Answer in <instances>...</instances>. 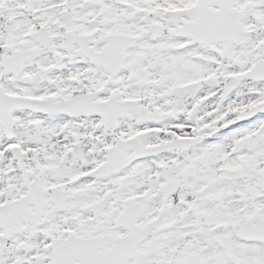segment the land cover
I'll list each match as a JSON object with an SVG mask.
<instances>
[{"label":"snow or ice","instance_id":"snow-or-ice-1","mask_svg":"<svg viewBox=\"0 0 264 264\" xmlns=\"http://www.w3.org/2000/svg\"><path fill=\"white\" fill-rule=\"evenodd\" d=\"M0 264H264V0H0Z\"/></svg>","mask_w":264,"mask_h":264}]
</instances>
